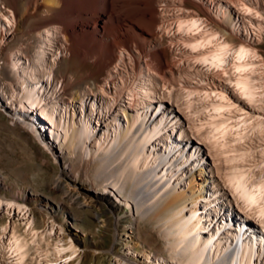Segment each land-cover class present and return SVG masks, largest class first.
Returning a JSON list of instances; mask_svg holds the SVG:
<instances>
[{
	"label": "rangeland",
	"instance_id": "1",
	"mask_svg": "<svg viewBox=\"0 0 264 264\" xmlns=\"http://www.w3.org/2000/svg\"><path fill=\"white\" fill-rule=\"evenodd\" d=\"M155 1V14L160 21L155 28L156 40L161 41L159 49L167 52V76L148 71L146 57L131 46L132 51L119 50L118 59L100 75L97 89L85 86L82 99L75 98L74 88L64 93V83L74 79L72 68L61 79L52 78L48 82L41 78L37 85L43 102L56 106V118L66 124L63 132L69 135L66 139L57 137L55 142L47 140L51 136L46 130L44 133L35 124L41 131L39 136L28 123L16 117L15 113L25 109L6 101L9 96L6 86L12 80L1 71L14 58L13 38L17 31L15 21L10 18L12 13L0 19V264L14 262L5 260L2 253L13 234L25 245V264H181L179 256L170 250L165 219L158 214L168 199L185 195L188 199L183 211L189 215L194 210L202 218L204 237L220 228L215 241L229 239L233 249L243 241L232 238L242 227L244 240L255 238L257 249H262L257 251L253 262L264 264V228L250 216L243 220L226 180L232 164L249 170L254 179L264 178V0H252L254 4L251 0H187L192 1V7L182 5L184 0ZM183 11L198 13L189 17L204 19L202 29L213 26V20L226 22L235 40L255 51V74L260 76L254 80L262 84L256 96L262 99L248 100L237 94L234 80L228 79L229 72L217 75L204 71L206 67L202 68L194 55L196 50L178 37L174 27L167 26L169 22L187 18L177 17ZM226 12L229 20L225 18ZM5 20L10 24H4ZM29 42L26 38L23 46ZM18 61L21 66H28L30 59L19 53ZM61 67L64 66L59 65L58 69ZM141 85H155V96L148 98L143 108L139 105L135 108L133 105L140 97L138 90L145 91ZM12 86L15 93H21L19 84ZM216 94L227 96L232 103L234 110L225 111L233 117L231 120L246 118L243 122L247 124V135L230 140V150L219 154L215 153L217 148L208 146L213 139L203 136L215 112L209 102L217 97L211 95ZM4 102L7 111L2 107ZM19 114L32 122L27 113ZM139 116L145 119L146 127L161 118L164 123V130L159 131L161 134L146 150L149 155L146 166L155 169L153 193L144 183L134 187L130 179L123 187L115 184L111 171L115 165L102 161L105 155L119 156L120 147L118 150L115 147L130 125L128 137H141L140 125L130 122V118ZM81 121L90 125L91 136L82 140L85 148L76 145L74 138ZM192 153V159L179 164L183 155ZM162 154L166 155V161L157 163L156 158ZM225 156L232 159L227 161ZM201 169L207 178L206 188L201 197L193 200L190 179L193 175L198 178ZM59 176L81 198L107 197L115 212L111 213L109 206H80L72 201L56 185Z\"/></svg>",
	"mask_w": 264,
	"mask_h": 264
},
{
	"label": "bare ground",
	"instance_id": "2",
	"mask_svg": "<svg viewBox=\"0 0 264 264\" xmlns=\"http://www.w3.org/2000/svg\"><path fill=\"white\" fill-rule=\"evenodd\" d=\"M161 1L174 3L170 0ZM186 1L184 0L181 4L192 7V1L190 3ZM241 4L245 10L248 9L244 5L245 2ZM156 5L155 0H0V19L3 20L4 15L12 13L9 16L15 21L14 28L17 31V36L13 38L14 44L16 43L14 58H11L10 64L2 67L1 71L6 78L12 80L6 86L9 91V96L5 97L7 103L14 105L16 102L20 109L35 110L38 116L49 122V131L46 128V132L47 135L50 134L51 139L55 140L61 136L66 139L69 136L66 131L63 132L66 124L56 118V106L53 103L43 102V96L37 85L41 78L48 82L52 78L61 79L72 68L74 79L64 83V93L74 88L75 98L82 99L86 93L85 86L93 90L97 89L98 82L101 81L100 75L105 73L106 68L118 59L119 50L132 51L131 46L146 57L148 71H153L162 77L167 76L165 71L168 63L167 52L159 49L161 41L156 40L155 28L159 21L155 14ZM182 15L188 17L167 22L168 25H166L174 27L178 31V37L187 41L191 49L196 50L194 55L198 57L200 66L206 67L204 71H211L217 75L229 72L228 79L234 80V89L237 94L248 100L262 99L261 96H256L261 83L254 80L258 76L255 74L257 67L254 66L255 59H253L255 51L242 45L241 41L235 40V34L224 21L213 20V26L202 29L203 24L206 23L204 19L189 17L199 15L198 13L183 11L178 13L177 17ZM228 17L229 14L226 12L225 18L229 20ZM9 22L5 20L4 24ZM26 38L30 42L27 46H23ZM148 44H153V46L147 48ZM49 50L52 53H48ZM192 52H190L191 55ZM19 53L30 59L28 66L20 65ZM59 65L65 68L58 69ZM14 83L19 84L21 93L14 92L12 86ZM141 87L144 86L141 85ZM144 88L145 91L138 90L140 97L133 105L135 108L138 107L137 105L143 108L148 103L147 99L155 96V85ZM128 94L131 95V92ZM171 95L172 93H169V96ZM211 96L217 97L209 102V106L215 112L212 113L211 124L203 132V136L213 139L208 146L210 149L217 148L218 151L215 153L219 154L230 150L228 144L230 140L241 139L247 135L245 129L247 124L243 122L246 118L231 120L233 117L231 118L229 114L234 109L227 96L223 94ZM225 111L230 113L226 114ZM15 115H18L16 117L28 123L39 136H42L35 123L27 121L19 113ZM144 120L140 116L130 118L131 123L140 125L141 137H128L132 131L130 125L115 147V150L120 147L119 156L112 158L105 155L102 159L103 162L115 165L111 170L115 175V184L120 183L122 187L129 179L134 181V187L144 183L149 189L153 182L155 169L146 166L149 159L146 150L148 144L164 130V123L161 118L153 126L146 127ZM81 122L74 138L76 145L85 148L82 140L91 136L90 125L89 122ZM172 149L173 147H169V150ZM193 156L194 153L186 157L183 155L179 164L187 163ZM224 158L227 161L232 159L230 156ZM116 161H118L117 164ZM156 161L157 163L165 162L166 155H159ZM141 162L144 163L142 169H140ZM237 166L238 164H232L226 173L233 202L241 210L243 220L250 216L258 222L261 228H264V178L254 179L250 176L249 170L243 171ZM190 180L191 197L196 200L201 197L206 188L204 183L207 178L204 170L201 169L198 178L193 175ZM56 185L80 206L100 205L104 207L109 206V203L113 204L104 196L81 198L78 193L67 187L62 176L57 178ZM150 191L153 193V188ZM187 199L186 195L179 199H168L158 214L165 219V233L169 240L170 250L179 256L180 261L182 260L181 264H255L253 257L258 253L257 251H262V249H257L255 238L244 240L245 238L241 236L242 227H240L232 238L243 241L231 249L229 239L224 242L215 241L220 228L210 231L208 236L204 237L202 218L194 210L189 215L183 211V204ZM109 209L111 213L115 212L114 207L109 206ZM117 222L115 220V225ZM24 246L23 241L13 234L7 247L5 245L6 250L2 251L5 260L12 259L13 264H25Z\"/></svg>",
	"mask_w": 264,
	"mask_h": 264
},
{
	"label": "water",
	"instance_id": "3",
	"mask_svg": "<svg viewBox=\"0 0 264 264\" xmlns=\"http://www.w3.org/2000/svg\"><path fill=\"white\" fill-rule=\"evenodd\" d=\"M4 110H8L7 104L5 102L3 103ZM19 113H24L26 115L31 116L30 120L35 123L38 127L42 128L44 133L46 128H48L49 123L42 117L38 116L37 112L33 109H25L24 111H19ZM48 141L54 142L52 139H47ZM244 222V221H243Z\"/></svg>",
	"mask_w": 264,
	"mask_h": 264
}]
</instances>
